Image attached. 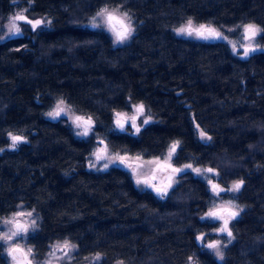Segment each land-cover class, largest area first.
Returning <instances> with one entry per match:
<instances>
[{"label":"trees","instance_id":"obj_1","mask_svg":"<svg viewBox=\"0 0 264 264\" xmlns=\"http://www.w3.org/2000/svg\"><path fill=\"white\" fill-rule=\"evenodd\" d=\"M24 6L50 24L0 42V149L9 132L27 137L0 151V223L20 208L32 212L24 242L35 262L69 241L71 264L97 254L93 264H264V32L263 49L242 58L224 41L173 31L190 18L230 36L244 22L264 29V0H0V28ZM103 7L131 15L129 42L115 45L84 25ZM58 98L95 117L94 135L80 138L65 117L45 116ZM139 101L155 120L136 135L113 130L114 111ZM97 137L144 157L179 140L174 164L209 166L223 185L242 180L230 195L241 212L224 259L196 239L217 227L201 219L214 201L204 178L186 170L161 198L121 166L89 169ZM0 264H9L2 243Z\"/></svg>","mask_w":264,"mask_h":264},{"label":"snow or ice","instance_id":"obj_2","mask_svg":"<svg viewBox=\"0 0 264 264\" xmlns=\"http://www.w3.org/2000/svg\"><path fill=\"white\" fill-rule=\"evenodd\" d=\"M27 10L25 9L22 12L16 13L13 17L10 18L8 25H7V34L11 36H16L21 34V27L20 22H23L24 24L30 25L31 29L35 31L38 27H40L42 24L45 23L44 20L41 19H30L27 15L24 13ZM97 17L101 18L102 24L96 23V17L92 18V27H101L104 26L107 28L108 31L112 32V34L115 37L114 42L115 43H123L125 40H127L134 29L131 26V18L128 15V13H120L119 9H112L109 10L107 7L101 8L97 13ZM50 23V21H48ZM243 35L244 39L248 40V45H242L244 47L243 55L247 57L250 53L255 52L259 50L257 47L252 46V41L255 39V37L260 34L261 32H264V29L260 28L259 26L247 23L243 26ZM178 35H187V36H196L197 38L209 40V39H224L227 40V37L218 29L213 28L209 25L200 24L199 26H194L193 20L190 18L187 20L185 25H182L181 27L174 30ZM229 31H232V29H229ZM0 39H3V37H0ZM231 43V41H229ZM233 53L236 54V45L232 44ZM65 101L63 99L59 100L56 107L53 109V111L47 113L48 116L52 117L53 119L59 118L63 115L68 116V119L72 120L73 124L77 128H82V132H78L77 135L81 136H88L90 132L93 130V120L91 117H88L85 119L83 116H70L68 115L69 109L64 107ZM145 106L143 104L136 105L135 106V113L136 115H133L131 117H128L124 113L117 112L116 119H115V126L116 129H118L121 132L128 131V127H131L135 129V132L133 135L139 134L141 131L140 126L137 124V118L138 116H141L144 114ZM149 119H144L142 121V124L147 125L149 123ZM197 128H199V125H197ZM8 136L11 140V144L9 147L16 148L19 143L25 142V138L21 135H15L11 132L8 133ZM200 137L201 139H211V137L207 136V133L204 131H200ZM101 144L104 142L101 140ZM179 146V141L173 143L168 151V156L165 160L161 161L159 158H154L153 160L146 161L147 164L155 165L152 175L150 177H144L143 179L140 177L137 169L142 167V164H136L133 166L132 164L127 163L129 159H131L128 156H121L119 154H116L114 156H109L107 154V145H105L103 148L98 149L93 155L95 156L97 161L101 160H107V163L104 164V168L107 169L109 165L112 164H120L124 165L126 168L131 169L132 174L136 177V184H144L147 187L153 188V190L157 193L158 196L163 198L167 195V189L172 186V176H169V183L167 185H164L162 187H157L156 184L152 183L156 179V172L159 171H165L170 170L172 173H180L185 171V169H192V171L196 172L197 174L201 173V169L199 168H192V165L187 164L183 168H177L173 167L170 163L173 155L176 153L177 147ZM2 151V149H0ZM137 161L141 160V157L137 156L135 157ZM94 166V165H92ZM204 171L208 173H215V170L212 168L205 169ZM218 175V173H215ZM211 183V181H209ZM243 181L239 180L232 184L230 189H227L228 191H239L240 188L243 185ZM211 191L215 195H219L220 192L225 191V189L220 188L217 184H211ZM224 213H227V218L225 217ZM17 216H23L25 213L20 212L16 214ZM29 217L32 216V213H27ZM238 215V212L230 211L229 207H223L218 210H210L205 214L204 217H201V219H210V220H222L223 224L216 229L219 233H226L228 237H232V232L229 230L228 224L229 219L235 218ZM5 224H11L14 227V231L10 230L9 233H4L0 235V240H3L5 243H8L13 240L14 237L20 235L21 233H26L28 231L29 227H35V220L31 221V224H21L18 220L15 218L11 220L4 221ZM196 239L198 241L203 242L204 236L200 235L197 236ZM208 249H212L215 251V255L219 257L220 259H223V253L220 247L219 241H213L211 243H207L204 245ZM75 245H71L68 241H64L63 244H55L52 246V255L54 256L56 251H63L64 256L67 257L69 255V252L75 249ZM21 254L23 256V261H21L17 254ZM32 253V249L29 248L27 252H24L20 246L12 245L8 248V254L12 258V260L15 262V264H31V261L28 260L29 254ZM99 254L95 257V259L99 260ZM190 260H192L191 257H189ZM50 264V262H49ZM193 264H196L195 261H193Z\"/></svg>","mask_w":264,"mask_h":264},{"label":"rangeland","instance_id":"obj_3","mask_svg":"<svg viewBox=\"0 0 264 264\" xmlns=\"http://www.w3.org/2000/svg\"><path fill=\"white\" fill-rule=\"evenodd\" d=\"M107 8H108L109 10H112V9H116V8H118L119 11H120V13H124V12H126V11L120 9L119 7H107ZM25 9H26L27 11H26L24 14L27 15L30 19H41V20H44V21H45V23L42 24V25H41L40 27H38L37 29H39V28H44V27H48V26H49V24H50V23H48V21H50L49 18H47V17H45V16H36V17H33V16H31V15L28 13V7H25V6H24V7H21V8H19V9L15 10L14 12H12V13H10V14L8 15L7 20L4 22V24H3L2 27L0 28V37H3V39H0V42L3 41V40H5V39H7V38H9V37H11V35H8V34H7V25H8V22H9L10 18L13 17L16 13H18V12H22V11H24ZM98 11H99V10H98ZM98 11H97V12H98ZM97 12H96V13H97ZM96 13H95L94 15H92V16H91V17H90V18L84 23L85 26H88V27H91V28H95V29H102V30L106 31V32L110 35V38H111L112 42H113L115 45H121V44L127 43V42H129V41L131 40L132 36H133L134 33H135L136 26H135V22H134L133 18L131 17V15H130L128 12H126V13H128V15H129L130 18H131V26H132V28L134 29V31L132 32L131 36H130L127 40H125L123 43H115V42H114V40H115L114 35L112 34V32L108 31L106 27H104V26H101V27H92V18H93V17H96V23H97V24H102L101 18H100V17H97V16H96ZM192 20H193V19H192ZM186 22H187V20L184 21L183 23L179 24L178 26H175V27L173 28V31H174L175 29L181 27L182 25H185ZM247 23H252V24H255V25L259 26V25L256 24L255 22H244V23L241 24L240 29H239L237 35H236V36H230L228 33H226V31H225L222 27H220L219 25H217V24H215V23H213V22H198V21L193 20V24H194V26H199L200 24H205V25H209V26H211V27H213V28L218 29L219 31H221V32L227 37V40H224V39H219V40H216V39L204 40V39L197 38L196 36L178 35L175 31H174V33H175L176 35H178V36L185 37V38H190V39H194V40H198V41H205V42L224 41V42H226V43L230 46L232 52H233L232 44L234 43V44L236 45V55H238V56H240V57H242V58H247L249 55H251L252 53H254V52L250 53L247 57H245V56L243 55L244 47H242V45H248L249 41L246 40V39H244V35H243V27H242V26H243L244 24H247ZM19 26L21 27V34L25 33V30H26L27 28L31 29V26H30V25L24 24L23 22H20V25H19ZM259 27H260V26H259ZM31 30H32V29H31ZM21 34H19V35H21ZM259 35H260V34H258V35L255 37V39L252 41V46H253V47H257L259 50H261V49H263V47L258 43V36H259ZM229 41H231V43H229ZM257 51H258V50H257ZM255 52H256V51H255ZM61 99H63V98H58V99H56V101L54 102V104H53V105H52V106H51V107L45 112V116H46V117H48V118H52V117L48 116L47 113L53 111V109L56 107L58 101L61 100ZM63 100H64V99H63ZM64 101H65V100H64ZM140 104H143V105L145 106V104H144L143 102L139 101V102H134V103H132L130 109H126V110H116V111H114V114H113V130L119 131L118 129H116V126H115V119H116V115H115V114H116L117 112H119V113H124V114H126L128 117H131V116H133V115H136V113H135V106H136V105H140ZM64 107H66V108L69 109V113H68V115H70V116H83L85 119H87L88 117H91L92 120H93V130H92V132H90V134H89L88 136H81V135H77V133H78V132H82L83 129H82V128H77V127L75 126V124H73L72 120L68 119V116H65V115L62 114L61 117H65V118L67 119V121L69 122V124H70V126L72 127V129H73V131H74V133H75L76 136H78V137H80V138H88V137L94 135V133H95V128H96V119H95V117H94L93 115H91V114H86V113H83V112H80V111L75 110V109H74L73 107H71L70 104H68L66 101H65V105H64ZM144 119H149L150 122H149L148 124L152 123V122L155 120V118L153 117V115L150 114V113L148 112L146 106H145L144 114L141 115V116H138V118H137V124L140 126L141 129H142L143 127L146 126V125L142 124V121H143ZM148 124H147V125H148ZM197 125H199V124L196 123L195 128H196V131H197V134H198L199 138L201 139V137H200V131H204L205 133H207V132H206L203 128H201L200 125H199V128H197ZM126 127L128 128V131H126V132H131V133H134V132H135V129H133V128H131V127H128L127 125H126ZM11 133H13V134H15V135H18V134L14 133V132H11ZM207 136L211 137L209 133H207ZM23 137L25 138V141H27V137H25V136H23ZM8 139H9L8 144H7L5 147H3L2 150H3V149H13V148L9 147V145L11 144V140H10L9 136H8ZM101 140L104 142L103 144L100 143ZM201 140H203V141H210L209 139H201ZM177 141H179V140H173L172 142H170V144L168 145V147L166 148L165 152H164L162 155H159V156H151V157H144L141 153H128V152H123V153H121V152H114V151L111 150V148H110V146H109V144H108V142H107V140H106L105 138L97 137V138H96V142H95L94 147H93V150H92V152L89 154V156H88V158H87V166H88L89 169H92V170H106V169L104 168V164L107 163V160L97 161L96 158H95V156L93 155V153H95L98 149L103 148L105 145H107V154H108L109 156H114V155H116V154H119V155H121V156H128V157H130L131 159H129V160L127 161V163L132 164L133 166H135V165L138 164V163H139V164H142V167H140L139 169H137V171H138L140 177L143 179L144 177H150V176L152 175V171H153V169H154V167H155V165L147 164L146 161L153 160L154 158H159L161 161L165 160V159L167 158V156H168V151H169L170 146H171L173 143L177 142ZM20 145H21V143H19V144L17 145L16 148H18ZM179 146H180V142H179ZM179 146L177 147V150H178ZM16 148H14V149H16ZM177 150H176V152H177ZM175 154H176V153H175ZM175 154L173 155V157L175 156ZM137 156L141 157V160H140V161H137V160L135 159V157H137ZM173 157H172V159H171V161H170V163L172 164L173 167L183 168L185 165L190 164V165H192V168H199V169H201V173H200V174H197L196 172L192 171V169H185V171H186V170H190V171H192L195 175L204 178V179L207 181L210 190H211V184H217V185H219L220 188L225 189V191L220 192L219 195H215V194L211 191L212 194L214 195V201H213V203H212V206H211V207H210V208L204 213V215H203L202 217H204L205 214H206L207 212H209L210 210H218V209L223 208V207H229V208H230V211L238 212V215H237L235 218L229 219L228 227H229V230L232 232V229H231V223H232V221H233L234 219H236V218L240 215L241 208L238 206V204L236 203V201L234 200V198L230 196V195H234V194H236L238 191L233 192V191H228L227 189H230L231 186H232V184H233L234 182H236V181H239V180L233 181V182H231V183L228 184V185H223V184H221V183L218 181V175L215 174V173H218V172H217L215 169H214V170H215V173H208V172H206V171H204V170H205V169H208V168H211V167H209V166H195V165H193V164H191V163H185V164H182V165H176V164H174V162H173ZM92 165H94V166H92ZM111 166H121V167H123L124 169L128 170L129 173H130L131 176H132V179H133V181H134V184H135L138 188H140V189H148V190H152V191H154L153 188L147 187V186L144 185V184L137 185V184H136V177L132 174L131 169L126 168L124 165H120V164H112V165H109V167H111ZM109 167H108V168H109ZM108 168H107V169H108ZM212 169H213V168H212ZM183 172H184V171H183ZM180 173H182V172H180ZM180 173H175V174H174V173H172L170 170H165V171H159V172H156V173H155V175H156V179H155L154 181H152V183L156 184L157 187H162V186L167 185V184L169 183V179H168V177H169V176H172V178H173L172 181H171L172 186H171L170 188L167 189V194H168L169 191L171 190V188L176 184V182H177V177H178V175H179ZM209 181H211V183H209ZM154 192H155V191H154ZM155 193H156V192H155ZM156 194H157V193H156ZM228 195H229V196H228ZM166 196H167V195H166ZM166 196H164V197H166ZM164 197H163V198H164ZM20 212L25 213V215H23V216H17L16 214H17V213H20ZM29 212H31V211L26 210V209H23V208H20L19 210H17V211L14 212L13 214H11L9 217L5 218V219L0 223V235H2V234H4V233H9V234H10V230H12V231L15 230L14 227H13V225H11V224H5V223H4V221H6V220H11V219L15 218L16 220H18V221H19L20 223H22V224H29V225H30V224H31V221H32V220H35V219H34L33 214H32L31 217H29V216L27 215V213H29ZM31 213H32V212H31ZM224 215H225V217L227 218V213H224ZM203 220L210 221V222H214V223L217 224V227H216L215 229H213L212 231L208 232V233H206V232H202V233L198 234V236H200V235H203V236H204V241H203V242L199 241V243H200L201 245L204 246V245H206L207 243H211V242H213V241H219V242H220V247H221V250H222V253H223V259H224V248H225L230 242H232V240H233V233H232V237H228L226 233H219V232L216 231V229L219 228V227L223 224V221H222V220H210V219H203ZM32 229H33V227H29V228H28V231H27L26 233H21L20 235L14 237L13 240L10 241V242H8V243H5L3 240H0V243H2V244L4 245V251H5V253H6L7 257H8L9 264H15V262H14V261L12 260V258L9 256V254H8V248H9L10 246H12V245H17V244H18V245L20 246V248H21L24 252H27V250H28L29 248H31V247L27 246V245L25 244L24 240H25V238H26L27 233H28L29 231H31ZM68 242H69V241H68ZM57 243H59V244H63L64 241H59V242H56L55 244H57ZM69 243H70L71 245H74V244L71 243V242H69ZM55 244H53V245H55ZM53 245H52V246H53ZM204 247H205V246H204ZM205 248H207V247H205ZM207 249H208V248H207ZM74 250H75V249H74ZM74 250L70 251V252H69V255H68L67 257L64 256L63 251H56L55 255L53 256V255H52V247H51V250H50V252H49L47 258H46V259L43 261V263H41V264H49V262H50V264H71V261H72V259H73L72 256H73V252H74ZM209 250L212 251L213 254L215 255V251H214V250H212V249H209ZM17 256H18V258H19L21 261H23V256H22L21 254L18 253ZM95 257H96V256H95ZM95 257H92V258L87 259V260H85V261L75 262L74 264H93V262L97 260V259H95ZM215 257H216L219 261H222V260H223V259H220L219 257H217L216 255H215ZM28 260L31 261V264H37V263L35 262L34 258H33V251H32L31 254H29V256H28Z\"/></svg>","mask_w":264,"mask_h":264},{"label":"water","instance_id":"obj_4","mask_svg":"<svg viewBox=\"0 0 264 264\" xmlns=\"http://www.w3.org/2000/svg\"><path fill=\"white\" fill-rule=\"evenodd\" d=\"M22 224V223H21Z\"/></svg>","mask_w":264,"mask_h":264}]
</instances>
